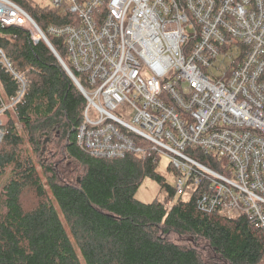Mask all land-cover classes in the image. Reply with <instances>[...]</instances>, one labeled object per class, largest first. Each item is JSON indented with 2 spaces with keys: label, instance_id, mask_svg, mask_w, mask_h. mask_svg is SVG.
Segmentation results:
<instances>
[{
  "label": "built area",
  "instance_id": "built-area-1",
  "mask_svg": "<svg viewBox=\"0 0 264 264\" xmlns=\"http://www.w3.org/2000/svg\"><path fill=\"white\" fill-rule=\"evenodd\" d=\"M44 1L74 22L44 31L0 0V26L51 49L49 36L64 38L72 67L62 61L87 101L78 146L102 159L167 156L177 197L198 192L202 212L264 230V0ZM29 69L0 48V72L16 86L5 102L0 81V137L26 102Z\"/></svg>",
  "mask_w": 264,
  "mask_h": 264
},
{
  "label": "trees",
  "instance_id": "trees-1",
  "mask_svg": "<svg viewBox=\"0 0 264 264\" xmlns=\"http://www.w3.org/2000/svg\"><path fill=\"white\" fill-rule=\"evenodd\" d=\"M14 1L44 31L75 20L34 0ZM49 38L72 67L64 38ZM0 48L18 70L30 67L31 81L25 104L6 114L12 130L0 137V264H264V230L243 215L202 212L198 192L177 197L158 172V155L102 159L78 146L87 101L44 41L0 26ZM0 81L6 102L16 86L3 72ZM147 179L163 199L136 198Z\"/></svg>",
  "mask_w": 264,
  "mask_h": 264
},
{
  "label": "rangeland",
  "instance_id": "rangeland-1",
  "mask_svg": "<svg viewBox=\"0 0 264 264\" xmlns=\"http://www.w3.org/2000/svg\"><path fill=\"white\" fill-rule=\"evenodd\" d=\"M36 3L40 4L42 7L49 6L44 0H34ZM95 117V116H94ZM18 125V127L16 126ZM15 126L20 130L22 128L19 122H15ZM46 149V148H45ZM44 153V152H43ZM170 159L167 156H163L159 161L158 172L166 179V181L175 186L176 179L174 173L169 170ZM165 193H161L159 184L152 179H147L137 191L136 198L142 202H152L155 199H163Z\"/></svg>",
  "mask_w": 264,
  "mask_h": 264
},
{
  "label": "water",
  "instance_id": "water-1",
  "mask_svg": "<svg viewBox=\"0 0 264 264\" xmlns=\"http://www.w3.org/2000/svg\"><path fill=\"white\" fill-rule=\"evenodd\" d=\"M52 51L58 56V58L60 59V61H61V63H62V65L64 66V62L62 61V59L59 57V55L57 54V52L55 51V49H53L52 48ZM64 68H65V66H64ZM65 70H67V69H65ZM69 74V73H68ZM69 76L73 79V77L69 74ZM73 81L76 83V81L73 79ZM76 85L78 86V84L76 83ZM44 151H45V149H44Z\"/></svg>",
  "mask_w": 264,
  "mask_h": 264
},
{
  "label": "bare ground",
  "instance_id": "bare-ground-1",
  "mask_svg": "<svg viewBox=\"0 0 264 264\" xmlns=\"http://www.w3.org/2000/svg\"><path fill=\"white\" fill-rule=\"evenodd\" d=\"M195 195V194H194Z\"/></svg>",
  "mask_w": 264,
  "mask_h": 264
}]
</instances>
